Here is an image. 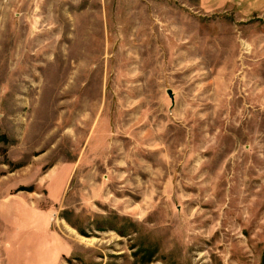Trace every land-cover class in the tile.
<instances>
[{"label":"rangeland","instance_id":"374dc122","mask_svg":"<svg viewBox=\"0 0 264 264\" xmlns=\"http://www.w3.org/2000/svg\"><path fill=\"white\" fill-rule=\"evenodd\" d=\"M0 264H264V0H0Z\"/></svg>","mask_w":264,"mask_h":264}]
</instances>
